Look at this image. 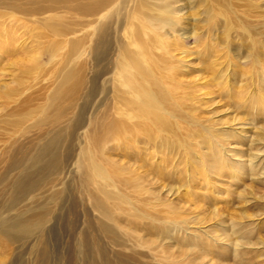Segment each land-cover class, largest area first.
<instances>
[{
    "label": "rangeland",
    "instance_id": "obj_1",
    "mask_svg": "<svg viewBox=\"0 0 264 264\" xmlns=\"http://www.w3.org/2000/svg\"><path fill=\"white\" fill-rule=\"evenodd\" d=\"M173 1L176 6L186 3ZM105 2L101 10L111 16V53L93 60L90 45L96 37L89 21L97 15L83 13L91 0H0V223L7 226L10 219L21 217L33 223L44 220L48 250L56 245L63 254L65 244L92 240L105 245L113 261L129 260L128 264L166 260L160 250L164 243L173 259L191 260L190 250L200 248L199 257L208 250V259L214 256L221 264H234L241 255L243 260H264V48L255 61L248 59L254 54L249 43L241 48L233 35V47L229 46L220 31H205L206 18L199 15L187 22L183 47L186 68L180 79L185 95L180 116L189 122H183L180 131L184 150L175 146L167 153L154 152L160 170L155 169L158 185L152 204L162 218L182 223L164 239L143 237L156 244L142 245L112 230L117 243L128 245L124 249L112 245L111 233L101 231L108 223L93 202L96 198L111 210L110 202L96 193L109 182L100 183L88 156L94 150V125L113 114L108 111L113 105L112 84H117L113 61L127 44L123 35L132 32L133 24L125 21L136 8L135 0ZM238 2L235 5L251 17L264 14V0H255L256 9ZM201 41L211 44L203 47ZM73 43L78 44L76 51ZM92 85L96 94L86 107ZM109 145L102 167L113 172L125 162L124 154L130 157L132 152L111 151ZM46 147L51 149L43 153ZM109 159L114 165H107ZM46 163L50 170L39 172ZM27 176L34 187L21 193L19 180ZM118 188L109 190L134 203L132 193ZM123 209L131 212L129 206ZM126 227L121 224L122 230ZM129 232L143 235L135 229ZM37 249L36 239L14 242L0 233V264H36Z\"/></svg>",
    "mask_w": 264,
    "mask_h": 264
},
{
    "label": "bare ground",
    "instance_id": "obj_2",
    "mask_svg": "<svg viewBox=\"0 0 264 264\" xmlns=\"http://www.w3.org/2000/svg\"><path fill=\"white\" fill-rule=\"evenodd\" d=\"M185 1L186 3L184 2L176 6L177 1L173 0H135V11L131 12L130 10L131 15L125 21L128 25L129 22L131 25L133 24L132 32L129 35H123L127 44L121 46V50L116 54L113 61L117 75V84L114 82V85L112 84V89H114L112 90L114 91L113 105L111 110L108 109L113 114L111 116L105 115V117H102L103 119L97 120L94 125L96 126V135L95 139L92 138L91 141V147L93 146L94 150L88 156L89 168L100 179V183L109 182L104 186H99L96 189V193L101 195L106 203L110 202L111 210L107 209L106 204L104 205L103 202L95 200L96 198H93V207L99 211L100 216H103L108 223L104 224L101 231L105 235H110L111 233L109 238H112L114 241L112 245L119 249H124L128 245L126 242L117 243L112 230L118 229L128 240H135L139 244L142 243V245L147 243L156 244L157 242H154V240L143 239V237L162 235L161 238L164 239L171 229L179 227L182 223L180 222L181 220H174L170 216L162 218V214H159L161 211L155 210L152 199L154 196V185H158L156 184L157 178H155V175L157 173H155V169L160 170V166H155L154 163L155 150L159 149L161 152L167 153L168 150L175 146L182 147L183 149L184 144L180 137L182 123L186 121L183 116H180L183 105L181 99L182 94H184L180 78L184 76L186 68V50L183 47H185L184 44L188 39L185 36L188 32H186V29L190 26L189 24L187 26V22L191 21L190 18L192 16H204L206 18L204 22L207 26V30L205 31L212 34H217L220 31L224 35V41L230 44L229 46H232L231 43L235 41L230 42L233 35L241 48H244L246 42L249 43L251 45L249 50L252 49L254 54L250 52L251 55L248 59L255 61L263 53L264 39L262 40L261 38L264 36V14L254 17L249 16V14L247 15L235 5L234 1L238 2L239 0ZM105 4V0L98 3L95 0H91L89 9L83 11V13L91 18L97 15L96 19L89 21V26H92L94 30L92 36L96 37L95 42L92 43L93 45H90L92 46L90 50L91 55L94 57L92 58L93 60L104 59L103 57H107L111 53V16L108 12L103 13V10H101V7L105 8ZM242 4L254 8L255 0H243ZM208 17L212 18L209 23L207 22ZM194 21L197 20L194 19ZM96 24L99 25L97 26ZM195 30L197 31V29ZM125 34L128 33L125 32ZM76 44L73 43L72 45L75 51L78 45ZM228 44L226 45L228 46ZM202 46L208 47L206 43ZM239 46L236 48H239ZM209 52L212 54V51L209 50ZM202 53L203 57L206 58L204 56L206 53ZM93 85L91 86L92 89L87 93L86 107L96 94ZM252 103L251 105H253ZM80 124L81 121L77 122V126ZM172 138L175 140L170 141ZM109 144L111 147L108 148L111 151L120 150L126 152L127 150L132 152L130 157L124 154L123 158L125 160L122 161L125 162L119 165L113 172H109L107 167H102L108 159V154L106 153L108 152L107 146ZM50 149V147H46L43 153H47ZM175 153L177 154V152ZM94 155L99 157L95 158ZM129 159L134 161V163L129 165ZM108 163L107 165H114L110 159ZM50 166L49 163L44 164L40 167L39 172L49 171ZM159 175H163V172L159 171ZM111 186H117L122 191L132 193L134 195V203L123 194L116 196L109 190ZM18 187L21 193H26L34 185L31 184L30 177L27 176L25 179L23 177L22 182L19 180ZM124 206L131 207V212H126L123 209ZM166 214L168 215L169 212ZM121 224L127 225L126 228L128 230H122ZM44 225V220L33 223L23 217L14 218L7 222V226L4 223H0V226L3 227L0 233L14 242L23 241L27 243L32 239H36L37 245L40 246V249H37V253L35 254L36 264H61V261H63L62 264H128L129 260L113 261L108 255L106 246L99 245L92 240L77 243H73L72 241L63 247L60 246L64 250L63 254L56 245L53 249H49V251L46 247L48 245L47 241L43 240ZM131 229L142 231L143 235L139 237L134 233H130ZM67 234L72 236L70 229L67 231ZM239 239L240 241H237L239 243L242 242L243 239L241 237ZM164 244L161 245L160 250L162 249L165 253L166 260H161L157 262L158 264H221L214 259V256L208 259L207 255L210 253L208 250L202 251L203 254H206L204 257H199L200 248L190 250L191 260L181 259V257L173 259L169 253L165 252ZM194 245L198 246V244ZM128 257V259L135 260L134 256ZM97 258H99V263H97ZM148 264L154 263L148 262ZM234 264H264V260L258 262L249 259L243 260L241 255V258H237Z\"/></svg>",
    "mask_w": 264,
    "mask_h": 264
}]
</instances>
